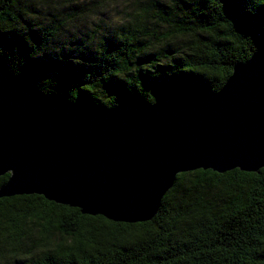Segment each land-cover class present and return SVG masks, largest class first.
I'll return each instance as SVG.
<instances>
[{
	"label": "trees",
	"instance_id": "trees-1",
	"mask_svg": "<svg viewBox=\"0 0 264 264\" xmlns=\"http://www.w3.org/2000/svg\"><path fill=\"white\" fill-rule=\"evenodd\" d=\"M263 48L264 0H0L8 71L101 109L214 93ZM0 264H264V167L182 172L134 223L0 197Z\"/></svg>",
	"mask_w": 264,
	"mask_h": 264
},
{
	"label": "water",
	"instance_id": "water-1",
	"mask_svg": "<svg viewBox=\"0 0 264 264\" xmlns=\"http://www.w3.org/2000/svg\"><path fill=\"white\" fill-rule=\"evenodd\" d=\"M264 167V48L199 95L97 108L43 96L0 62V197L39 194L113 221L152 219L185 171Z\"/></svg>",
	"mask_w": 264,
	"mask_h": 264
},
{
	"label": "rangeland",
	"instance_id": "rangeland-1",
	"mask_svg": "<svg viewBox=\"0 0 264 264\" xmlns=\"http://www.w3.org/2000/svg\"><path fill=\"white\" fill-rule=\"evenodd\" d=\"M121 1H124V0H121ZM199 95V94H198Z\"/></svg>",
	"mask_w": 264,
	"mask_h": 264
}]
</instances>
